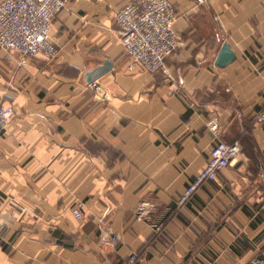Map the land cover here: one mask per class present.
<instances>
[{"label":"crops","instance_id":"crops-1","mask_svg":"<svg viewBox=\"0 0 264 264\" xmlns=\"http://www.w3.org/2000/svg\"><path fill=\"white\" fill-rule=\"evenodd\" d=\"M127 1L66 0L50 30L56 58L21 62L0 47V103L14 110L0 139V264L264 258V121L253 120L264 0H171L168 74L127 68L114 19ZM224 42L235 56L219 67ZM210 118L240 153L181 203L207 162Z\"/></svg>","mask_w":264,"mask_h":264},{"label":"built area","instance_id":"built-area-1","mask_svg":"<svg viewBox=\"0 0 264 264\" xmlns=\"http://www.w3.org/2000/svg\"><path fill=\"white\" fill-rule=\"evenodd\" d=\"M66 0H0V47L16 53L21 62L26 57L43 55L56 58L58 49L51 39L53 17L65 6ZM174 10L171 0H130L120 6L114 15L117 34L124 52L129 58L127 68L136 67L153 73L168 74L165 60L177 48V36L173 29ZM88 87L105 98L106 93L92 80ZM264 100V93H263ZM14 116L10 105L0 103V139ZM257 121L264 120L263 109L255 113ZM206 125L212 131L214 140L204 167L183 191L179 202H185L205 181L217 177L240 153L237 141L226 142L219 138L218 121L210 118ZM73 216H83L79 205L71 206ZM146 207L137 209L142 217ZM158 229V227H156ZM125 264H138L137 252H132ZM244 264H264V258L256 257Z\"/></svg>","mask_w":264,"mask_h":264},{"label":"water","instance_id":"water-1","mask_svg":"<svg viewBox=\"0 0 264 264\" xmlns=\"http://www.w3.org/2000/svg\"><path fill=\"white\" fill-rule=\"evenodd\" d=\"M234 56L235 55L233 50L228 46L226 42H224L220 47L214 64L219 67L225 66L234 59Z\"/></svg>","mask_w":264,"mask_h":264},{"label":"rangeland","instance_id":"rangeland-1","mask_svg":"<svg viewBox=\"0 0 264 264\" xmlns=\"http://www.w3.org/2000/svg\"><path fill=\"white\" fill-rule=\"evenodd\" d=\"M216 119V118H215ZM217 120V119H216ZM253 120L255 121V122H260V121H257V119H256V116L254 115L253 116ZM264 121V120H263ZM263 121H261V122H263Z\"/></svg>","mask_w":264,"mask_h":264}]
</instances>
